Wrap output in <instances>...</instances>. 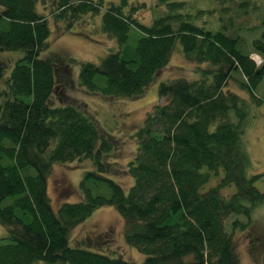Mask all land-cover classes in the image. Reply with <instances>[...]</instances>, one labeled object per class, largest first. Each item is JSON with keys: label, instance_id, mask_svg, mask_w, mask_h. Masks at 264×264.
<instances>
[{"label": "trees", "instance_id": "obj_1", "mask_svg": "<svg viewBox=\"0 0 264 264\" xmlns=\"http://www.w3.org/2000/svg\"><path fill=\"white\" fill-rule=\"evenodd\" d=\"M158 2L172 10L183 6ZM128 3L0 0V82L5 79L8 87L0 106V224L7 229L0 239V264H131L121 255L72 245L73 230L105 207L124 219L125 242L146 256L142 264H242L226 221L232 215L253 220L264 203L256 186L264 173L248 174V101L227 86L240 73L242 89L256 104L264 103V96L256 95L264 82V32L253 42L263 58L258 66L240 38L226 30H206L182 14L146 26L134 19L135 6L126 12ZM93 14L101 15L103 32L119 49L99 65L81 64L79 85L90 93L143 96L177 43L187 61L208 65L198 80L160 83L166 103L148 114L136 134L137 152L121 170L133 180L128 189L110 175L108 167L118 163L106 160L118 149L116 138L79 107L54 103L58 93L61 101L67 99L59 89L61 71L74 61L41 58L52 35L49 16L55 23L67 22L64 31L69 32ZM132 29L141 34L135 47L129 45ZM8 52L24 54L9 77L1 58ZM87 162L92 164L77 188L80 200L55 208L49 194L54 168ZM214 179L217 184L210 186ZM232 187L235 192L226 198L222 191ZM233 226L246 228L238 222Z\"/></svg>", "mask_w": 264, "mask_h": 264}, {"label": "rangeland", "instance_id": "obj_2", "mask_svg": "<svg viewBox=\"0 0 264 264\" xmlns=\"http://www.w3.org/2000/svg\"><path fill=\"white\" fill-rule=\"evenodd\" d=\"M173 1L183 3V6L180 9L172 10L168 5L160 4L158 0H128V7L125 10L126 12L133 11L129 8L135 6L134 19L146 26H151L157 19L168 15L182 14L184 20H189V22L204 27L206 30H226L229 35L240 38L244 52L249 54L258 66L263 64V58L255 52L253 42L261 38L264 32V0ZM108 2L119 5L122 0H108ZM40 5H38L37 10L42 13ZM52 12L53 10L48 9L46 13L51 14ZM100 16V14H93L80 18L69 32L64 31L68 25L67 22L55 23L54 17L49 16L52 35L48 42L49 49L41 54V58H53L60 61L61 58L66 57L74 61V63H68L71 68L61 71L64 73V77L59 84V89H63L67 99L61 101L58 93L54 98V103L62 105L65 102L79 107L97 122L103 133L116 138L118 149L106 160L107 162L118 163L108 167L110 175L118 179L124 189H128L133 180L121 170L126 168L125 165L137 152L136 134L148 114L153 111L155 106L166 103V99L159 96L160 83L176 79L198 80L202 77L201 71L208 65H199L187 61L184 58L182 45L177 43L168 65L158 73L155 82L143 96L121 99L90 93L79 85L81 64L90 62L99 65L110 53L119 49L117 42L103 32ZM140 36L138 30L132 29L129 45L135 47ZM22 55H24L22 52L1 54L4 65L9 67L7 69L8 77ZM68 75L73 79V82L69 84L66 82ZM243 79L242 74L234 73L227 89L248 101L249 117L244 135V144L250 158L248 174H262L264 173V103L256 104L251 94L242 89L241 82ZM7 91L8 87L4 79L0 82V106L5 100ZM256 95L259 97L258 99L262 100L264 82L257 89ZM234 121L236 122V120ZM91 164L90 162L83 165L74 163L57 165L54 168L49 182V194L55 208L66 201L80 200L77 188H79L86 170L91 168ZM216 184L217 179H214L210 186ZM256 186L264 192V179L258 182ZM234 192L235 188L232 187L223 190L222 194L226 198H230ZM10 203L11 200L5 202L6 205ZM235 222L245 224L246 228H234L233 223ZM226 231L233 235L236 251L242 264H264V203L255 210L253 220L249 223L245 216H230L226 221ZM6 235L7 229L0 224V239ZM124 236V219L114 208L105 207L96 211L88 220L73 230L71 242L73 246L121 255L131 264H142L146 256L129 246L125 242Z\"/></svg>", "mask_w": 264, "mask_h": 264}]
</instances>
